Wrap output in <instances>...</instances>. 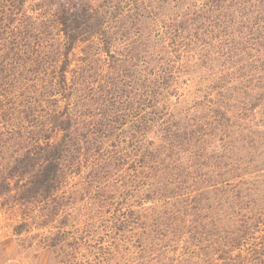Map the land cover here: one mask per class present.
Here are the masks:
<instances>
[{
    "label": "rangeland",
    "instance_id": "1",
    "mask_svg": "<svg viewBox=\"0 0 264 264\" xmlns=\"http://www.w3.org/2000/svg\"><path fill=\"white\" fill-rule=\"evenodd\" d=\"M60 1L53 0L49 7L52 9L53 4L58 5ZM87 2L92 4V9L102 6L108 13L119 11L118 24L122 23V35L126 40L110 50L117 58L115 65L120 66L118 72L126 65L127 68L131 66V62L128 65L123 63L124 59L119 60L128 53L131 59L139 60H133L130 69L144 68L145 71V75L125 80V93L119 98L120 79L111 80L118 72L109 71L111 53L107 56L100 50H87V43H76L69 55L67 77L81 89L70 98V103L75 104L81 121L88 120L93 125V119L101 116L99 120L106 126L101 131L106 138L100 142L104 144L105 156L113 152L122 159L109 178L97 180L88 173L90 166L81 167L80 173H76V167L71 165L73 157L69 154L62 165L64 172L59 176L57 191L46 200L37 199L32 203H14L13 191L20 190L23 181L17 180L15 186L14 181L7 179L13 190L0 197V264H56V256L66 264H82L85 248L93 253L88 256L92 264H98L99 259L104 260L99 264H264V173L247 172L241 180L235 179L231 184L228 181L232 178V159L217 153L218 174L213 172L211 177L215 178L207 182L205 174L210 175L211 170L204 168L203 152L197 148V145L201 148L197 139V105H207L208 97L221 103L244 99L240 108L245 103L250 115H263V96L254 102L251 100L252 94L259 96L261 85L250 89L248 93L252 94L245 99L244 93L227 90L230 83L226 79L216 77L212 95L209 82L200 83L197 77L200 75L197 73V46L191 47L188 53L184 49L188 45H172L165 34L173 12L170 0ZM33 3L34 0L25 3L27 12H34L33 15L41 20L39 11H32ZM109 25L115 33L113 37L119 39L121 30L114 24ZM11 33L0 35V54L4 50L25 53L27 49L21 48L19 32ZM171 35H175L173 30ZM42 37L45 38L42 42L51 38L48 33ZM29 43L35 47V37ZM156 54L161 61H156ZM19 58L23 66L27 57L17 55L16 59ZM250 60L247 54L239 52L229 62L226 74H244L251 81L253 66L264 65V61ZM136 62L140 64L138 67ZM164 68L167 69L165 78L169 79L163 81L165 90L155 100L145 93L146 79ZM24 69L9 68L1 75L0 108L4 107L5 111H0V186L6 182L7 167L13 163L11 158L18 154L16 150L30 146L28 134L35 133V119L40 111L38 69L36 66ZM49 70L44 74L45 82L51 75ZM86 74L93 76L92 80ZM100 77H104L103 82L106 81L108 87L115 86L114 105L98 88ZM261 81L259 78L256 83ZM107 99L109 103L104 102ZM140 100L155 103L150 107L142 105L139 110L128 106ZM164 113L167 114L165 124L160 118ZM26 116V122L20 120ZM142 116L155 119L145 130L138 127ZM259 120L263 124V118ZM162 127L165 131L160 132ZM169 128L172 131H168ZM191 131V139H185ZM21 135L27 141H21ZM12 136L15 139L9 141ZM75 139L74 133L72 143ZM217 144L215 147L220 146ZM126 154L129 155L126 157ZM132 163L136 164L141 177L132 175L129 166ZM154 172L155 179L152 178ZM130 180L135 182L137 191ZM191 181H197V186H188ZM156 183L158 186L175 185L180 191L169 195L153 192L152 185ZM61 232L64 235L59 237L61 243L55 248L56 252L50 246L51 237L54 241Z\"/></svg>",
    "mask_w": 264,
    "mask_h": 264
},
{
    "label": "trees",
    "instance_id": "2",
    "mask_svg": "<svg viewBox=\"0 0 264 264\" xmlns=\"http://www.w3.org/2000/svg\"><path fill=\"white\" fill-rule=\"evenodd\" d=\"M27 1L0 0V35L2 33L7 35V32L15 34L18 31V35L21 37V48L27 49L25 53L4 50L2 55L0 54V81L3 78L1 75L9 68H18V66L23 70H25V67L33 69L36 66L40 77L38 82V91L41 97L40 111L37 112V119H35V133L28 134L30 146L26 148L27 150L25 146H21L16 150L18 154L11 158L13 163L8 165L7 178L4 179V181L11 179L14 181L15 186L17 180L23 181V184L20 185L21 189L13 191L14 203H21L22 201L32 203L37 199L46 200L52 197L54 192L57 191L59 176L64 172L62 165L68 159L69 154L73 157L74 163L71 165L76 167V173H80L81 167L87 168V166H90L88 173L97 177L95 178L97 180L109 178L114 169L119 167L118 165L122 159L120 155L113 154V152L111 156H105L104 144H100V142L106 138L105 134L101 132L106 126L101 124V120H99L101 116L93 119V125L88 120H79L78 111L75 110V104L70 103V98L76 96L75 94L80 92L81 89L72 84L67 77L70 72L69 55L76 43H87L88 46H85L87 50H100L108 56L111 53L110 50L118 42L122 41L123 43L126 40L122 32V23L118 24L119 11L115 10L113 13H108V10L102 6L101 8L98 6V8L92 9V4L88 3L87 0H61L58 5L54 3L52 9L49 5L53 0H34L32 11H39V19L41 20H38L33 15L34 12H27L25 6ZM170 1L172 2L173 12L172 16L169 17L171 25H167L165 34L172 45L182 44L183 47L188 45L189 47L184 48L188 53L191 51V47L197 46V73L199 72L201 75H197V77L200 83L209 82L212 95H214L216 86L214 79L222 77L230 83L227 85V90L230 93H244L245 99L249 97L248 94H252L248 93L250 89L261 85L260 93L263 95L259 93V96L256 97L257 94L254 93L251 100L254 102L261 96L264 99L263 64L253 66L254 74H250L251 81L243 76L244 74L241 76L236 73L232 76L226 74L228 73L229 62L231 59H235L239 52L247 54L251 62L264 61V0ZM109 24H114L117 29L121 30L118 34L123 35L119 39L113 37L115 33L111 30ZM172 30L175 35H171ZM108 32L112 33H110L112 37L108 35ZM46 33L51 38L42 42L45 40L42 35ZM33 37H35V47L29 43ZM4 43L6 44V42ZM17 55L27 57V60L23 62V66L20 65L22 58L16 59ZM217 55H219V58H217ZM108 57L112 63V66H109V71L117 73L120 70V66L115 65L118 64L117 58L113 54ZM130 57L131 54L128 53L126 56L119 58L120 62L124 59V64L129 65L131 62V66L127 68L126 65L125 68H121L117 75L115 74L111 78L115 81L117 78L120 79L118 88L121 87V96L119 98L125 93V90H123L125 80L132 79L139 74L143 75L144 73L145 75L144 68H138V70L134 68L133 71L130 69L133 65L132 61L138 60ZM154 57L157 62L161 61L158 54ZM137 62L136 66L140 65ZM48 69H51L49 70L51 75L47 76L49 80L45 82L44 74ZM165 71L167 69L164 68L158 73L154 72L146 79L147 90L145 93L151 95L152 98L154 97L155 100L165 90L163 81L169 79L165 78ZM40 74L43 76H40ZM87 76L92 80L93 76ZM103 78H98L97 82L101 81L98 88L109 96L110 102L114 105L117 96L114 90L115 86L108 87V83L103 82L105 80ZM259 78H262L260 84L256 83ZM107 80H110V78ZM122 80L123 83H121ZM97 92L98 90H96ZM80 97L78 96V98ZM95 97L98 96L95 95ZM82 98H84V95H82ZM207 99V105L202 107L197 105V139L201 145V148L198 145L197 148L203 152L204 168L211 170L210 175L205 174V179L208 178L206 181L209 182L215 178L211 177L213 172L218 174L215 167V162L218 159L217 153L221 157L226 156L232 159L231 166L234 167L231 169L232 178L228 181L231 184L235 179L241 180L247 172H253V174L264 173V137H262L264 134V113L258 116L250 115L245 103L240 108L241 102L245 101L244 99L231 100L230 103H221L218 100L209 99V97ZM89 100L94 101V98ZM78 101H81V98ZM227 101L229 102V100ZM104 102L109 103V100L107 99ZM153 103H155L153 100H140L130 103L128 106L139 110L140 106L150 107ZM0 111H5V108H0ZM146 114L148 115V113ZM166 116V113L160 116L164 124ZM142 118L138 123V127L143 130L147 129L148 124L155 120L147 116H142ZM262 118L263 124L259 120ZM20 120L26 122L28 116L24 120L23 118H20ZM167 125L172 126L171 124L165 126ZM164 127L160 129V132L165 131ZM168 131H172V129L169 128ZM74 133L76 139L72 143ZM191 133L192 131L187 134L188 138L185 139H191ZM15 136L9 138V141L15 139ZM81 139L83 140L81 141ZM20 140L27 141L22 135ZM217 143L220 146L215 147ZM83 144L85 145L84 149ZM259 145L261 146L260 150ZM21 150L25 152L21 154ZM83 150L85 151L81 158ZM146 153L149 154L150 149ZM128 155L126 154V157ZM152 156L151 153L150 157ZM129 166L134 177H141L136 164L132 163ZM237 172L239 173L237 174ZM156 177L157 174L154 172L152 178L155 179ZM130 183L137 191L135 182L130 180ZM194 184L196 187L197 181H191L188 186ZM12 190L10 181L2 183L0 197L9 194ZM152 191L158 193L161 191L169 195L180 190L175 185L168 187V184L163 183L158 186V183H156L152 185ZM262 198H264L263 195ZM41 226L45 227L43 224ZM62 232L58 234L54 241L51 237L50 246L54 249L59 247L58 245L61 243L59 237H63L64 232ZM88 249L85 248L84 250L85 262H82V264H92L88 256L89 254L93 255V253ZM58 258L56 256V264H66L65 261L58 260ZM102 261L104 260L99 259L98 264Z\"/></svg>",
    "mask_w": 264,
    "mask_h": 264
}]
</instances>
